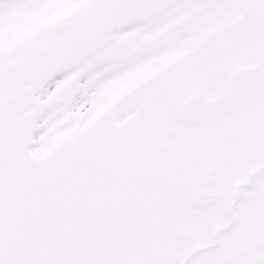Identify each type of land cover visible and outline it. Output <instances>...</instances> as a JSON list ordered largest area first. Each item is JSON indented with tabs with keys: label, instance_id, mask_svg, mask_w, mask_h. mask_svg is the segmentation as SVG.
<instances>
[{
	"label": "snow or ice",
	"instance_id": "1",
	"mask_svg": "<svg viewBox=\"0 0 264 264\" xmlns=\"http://www.w3.org/2000/svg\"><path fill=\"white\" fill-rule=\"evenodd\" d=\"M0 264H264V0H0Z\"/></svg>",
	"mask_w": 264,
	"mask_h": 264
}]
</instances>
